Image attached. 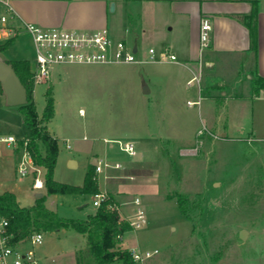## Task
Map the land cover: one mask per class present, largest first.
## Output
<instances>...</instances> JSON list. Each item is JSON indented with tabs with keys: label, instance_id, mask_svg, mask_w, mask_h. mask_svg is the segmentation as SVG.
Instances as JSON below:
<instances>
[{
	"label": "rangeland",
	"instance_id": "374dc122",
	"mask_svg": "<svg viewBox=\"0 0 264 264\" xmlns=\"http://www.w3.org/2000/svg\"><path fill=\"white\" fill-rule=\"evenodd\" d=\"M106 24L114 39H124V35L130 46L137 40L140 58L147 59L148 49L157 50L160 46L161 41L149 36L134 39L129 28L125 31L128 21L118 12L109 14ZM3 40L0 39V45L7 41ZM5 56L33 61L29 36L21 33L8 45ZM156 65L57 64L50 80L32 86L39 119L44 117L47 90H51L53 111L45 126L57 139L53 180L82 186L90 166L95 168L90 158L96 154L102 166V171L94 173L98 190H113L116 186L119 201L131 202L130 211L120 209L119 205L124 215L134 210L132 200L140 199L145 222L124 234L123 245L157 252L133 264H264L263 201L258 195L251 200L249 194H237V174L243 170L237 141H227L211 131L217 137L209 132L197 133L191 149L178 151L176 140L184 137L172 135L171 115L167 112L165 116L158 109L166 87L159 89L154 73L147 72V68ZM148 86L152 89L150 96L143 92ZM185 96L181 94L180 106L195 113L197 127L203 128L204 123L209 129V102L204 99L200 106H188ZM148 98L152 111L147 108ZM8 135L18 140L23 150L24 144L20 143L29 140V129L19 107L7 105L1 93L0 137ZM66 140L70 148L66 147ZM124 143H132L133 155L121 149ZM20 156L11 145L0 142V182L3 188L16 190L20 202L26 204L35 190L31 189V170L25 176L17 172ZM245 156L249 159L248 153ZM70 159L75 165L68 163ZM122 162L127 164L126 168L116 169L115 165ZM39 168L44 178L46 167ZM43 191L46 194V189ZM179 193L186 198L185 215L178 206ZM49 196L48 204L54 200L53 208L57 206L61 217L80 219L94 211L91 193ZM241 230L247 233L244 239L239 236ZM26 244L40 264H76V252L85 249L84 237L71 228L58 237L44 232L41 244Z\"/></svg>",
	"mask_w": 264,
	"mask_h": 264
},
{
	"label": "crops",
	"instance_id": "0c3cea01",
	"mask_svg": "<svg viewBox=\"0 0 264 264\" xmlns=\"http://www.w3.org/2000/svg\"><path fill=\"white\" fill-rule=\"evenodd\" d=\"M12 4L24 20L44 28L95 30L107 27L110 31L106 24L108 16L118 12L128 21L125 31L129 28L134 39L149 36L161 41L156 53L167 51L177 60L155 62L157 67L147 68V72L154 73L159 89L166 87L165 98L159 102L158 109L165 116L167 112L171 115L172 135L184 137L176 140L178 151L191 149L200 129L194 124L195 113L180 106L181 94L186 95V105L191 101L200 106L201 100H207L208 130L227 141H237V152L242 153L243 170L237 174V194H249L251 200L256 199V195L261 196L264 210V0H12ZM253 12L255 48L251 46L249 27L238 18L248 17ZM203 17L211 21L209 45L205 48H201L199 39ZM121 38L126 42L124 35ZM133 46L139 52L137 40ZM6 52L7 48L0 52L3 60H18L7 58ZM147 89L143 92L150 96L152 89L149 86ZM150 102L148 98L147 103ZM147 108L154 110L151 103ZM197 111L200 113L199 107ZM175 122L180 124L175 126ZM202 125L205 127L204 123ZM205 139L211 140L210 137ZM16 141L11 146L14 153L21 154L19 164L26 156L24 147L21 150ZM67 144L70 145L66 140V147ZM246 153L249 159L244 158ZM90 159V164L93 159L99 160L96 154ZM120 164L122 168L127 166L125 162ZM30 170L31 189L35 190L30 202L22 204L16 190L3 188L1 182L0 194L12 192L21 206L31 205L37 197L45 195L39 166L34 165ZM117 176L122 177H113ZM35 180L41 182L40 187L33 186ZM112 189L104 192L113 197L120 209L130 211L131 202H120L118 188ZM49 198L47 207L57 213L59 209L53 208L54 200L48 204ZM250 206L255 207L253 203ZM95 210L94 207L91 214L80 219H87ZM60 233L49 234L58 237Z\"/></svg>",
	"mask_w": 264,
	"mask_h": 264
},
{
	"label": "built area",
	"instance_id": "2783aa9c",
	"mask_svg": "<svg viewBox=\"0 0 264 264\" xmlns=\"http://www.w3.org/2000/svg\"><path fill=\"white\" fill-rule=\"evenodd\" d=\"M210 32L211 21L203 17L199 33L201 48L209 45ZM21 33L28 35L33 45L34 60L30 63V81L33 86L50 80L52 70L57 64H142L177 60L174 54L167 51L157 54L152 47L148 49L147 59L140 58L137 49L134 51V46L128 45L124 39H114L107 27L95 30L41 27L24 20L13 7L12 0H0V38L13 39ZM196 103L198 102H187L188 105ZM203 132L209 130L205 127L198 130L199 134ZM0 142L11 145L16 139L8 135L0 137ZM26 142L25 140L24 146ZM67 147L70 145L67 144ZM121 149L129 155L134 154L132 143H124ZM24 153L26 158L17 166V172L21 176H25L28 170L34 167L25 147ZM115 167L122 168V165L116 164ZM94 170L97 173L102 171L100 159L96 160ZM33 186L40 187L41 182L35 180ZM107 199L108 193L99 191L93 195L92 204L98 208ZM132 203L134 210L129 215H124L116 203L109 204L108 208L116 211L121 220L127 221L131 229L136 230L144 224L146 215L138 197H135ZM43 235V231L32 230L24 236H18L10 230L8 218L0 216V264H40L32 248H26V243L31 246L41 244ZM128 251L134 261L149 258L157 252L141 250L139 247L128 248Z\"/></svg>",
	"mask_w": 264,
	"mask_h": 264
},
{
	"label": "trees",
	"instance_id": "16d2710c",
	"mask_svg": "<svg viewBox=\"0 0 264 264\" xmlns=\"http://www.w3.org/2000/svg\"><path fill=\"white\" fill-rule=\"evenodd\" d=\"M238 18L245 21L249 27L251 46L255 48V12L248 17ZM12 41L13 39H8L4 44H1L0 52L5 50ZM6 62L13 67L27 93V102L18 106L23 115L24 123L29 129V140L24 147L35 166L46 167L43 180L46 194L37 197L31 205L21 206L12 192H3L0 194V216L8 218L10 230L18 236H24L32 230L60 233L62 230L69 228L83 235L85 249L76 252V264H113L115 262L118 264H133L134 260L130 252L121 243L122 236L132 229L127 221L119 218L116 211L108 208L109 204L116 203L110 194H108V199L102 202L87 219L61 217L47 207L46 200L51 194L91 193L94 195L98 193L95 170L90 166L85 174L82 186H71L53 180V168L58 147L57 141L51 137L45 126L53 111L51 90H47L49 96L44 110V117L39 119L32 99L33 85L30 81V61L14 60ZM24 141H21V145L24 144ZM176 197L179 209L185 215L186 198L180 193Z\"/></svg>",
	"mask_w": 264,
	"mask_h": 264
},
{
	"label": "water",
	"instance_id": "95a60500",
	"mask_svg": "<svg viewBox=\"0 0 264 264\" xmlns=\"http://www.w3.org/2000/svg\"><path fill=\"white\" fill-rule=\"evenodd\" d=\"M136 48L134 47V51ZM0 85L2 93L5 97L6 104L9 106H19L27 102L26 90L20 81L19 77L15 73L13 67L5 60L0 58ZM147 88L144 92H147ZM74 163L73 160L69 164ZM92 165L96 164V159L91 162ZM245 230H241L239 236L241 239L246 237Z\"/></svg>",
	"mask_w": 264,
	"mask_h": 264
},
{
	"label": "bare ground",
	"instance_id": "6f19581e",
	"mask_svg": "<svg viewBox=\"0 0 264 264\" xmlns=\"http://www.w3.org/2000/svg\"><path fill=\"white\" fill-rule=\"evenodd\" d=\"M82 113V112H81Z\"/></svg>",
	"mask_w": 264,
	"mask_h": 264
}]
</instances>
